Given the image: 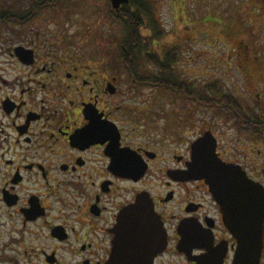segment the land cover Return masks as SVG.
Returning a JSON list of instances; mask_svg holds the SVG:
<instances>
[{
  "label": "flooded vegetation",
  "instance_id": "obj_1",
  "mask_svg": "<svg viewBox=\"0 0 264 264\" xmlns=\"http://www.w3.org/2000/svg\"><path fill=\"white\" fill-rule=\"evenodd\" d=\"M138 1L125 13L111 0H0V264H107L140 197L158 224L152 264H264V211L228 213L204 180L178 178L210 130L219 161L264 190V124L167 125L157 146L158 94L199 110L203 93L172 56L181 43L157 49L168 32Z\"/></svg>",
  "mask_w": 264,
  "mask_h": 264
},
{
  "label": "rangeland",
  "instance_id": "obj_2",
  "mask_svg": "<svg viewBox=\"0 0 264 264\" xmlns=\"http://www.w3.org/2000/svg\"><path fill=\"white\" fill-rule=\"evenodd\" d=\"M135 1L123 3L125 13V5L129 11L139 12L135 6L138 4L140 8V2ZM149 3L155 19L162 22L159 30L165 39L168 32V39L157 49H162L168 41L181 43L177 57L181 59L179 67L182 64L188 87L196 91V85L190 84L198 81L204 96L205 86H213L215 82L219 85L215 105L233 104L246 119L264 124V103L262 111H256L258 95L262 97L260 101H264V0H150ZM115 37L116 32L109 31V41ZM255 57L262 58L263 62L256 61ZM182 103L175 100L170 104L167 94H158L156 118L151 117L154 121L151 125L156 128L152 129L151 138L160 148L167 149L169 144L164 136L167 125H206V129L209 125H226L227 122L237 125L233 119L218 115L215 105L204 104L202 109L196 110ZM242 142L239 146L238 141L232 139L229 147L242 148L245 141ZM161 180L159 177L154 180L157 190L162 187L164 181Z\"/></svg>",
  "mask_w": 264,
  "mask_h": 264
},
{
  "label": "water",
  "instance_id": "obj_3",
  "mask_svg": "<svg viewBox=\"0 0 264 264\" xmlns=\"http://www.w3.org/2000/svg\"><path fill=\"white\" fill-rule=\"evenodd\" d=\"M127 2L128 0H111L114 8ZM178 178L204 180L215 199L225 197L220 202L228 213L235 208L264 211V190L260 184L249 180L237 166L219 161L215 153V139L210 131H206L192 144V159L188 170ZM148 202V199L140 197L120 214L107 264H152L155 254L160 250L157 245L159 230L158 224L149 220L147 214H143ZM257 260L256 255L252 258L253 264Z\"/></svg>",
  "mask_w": 264,
  "mask_h": 264
},
{
  "label": "trees",
  "instance_id": "obj_4",
  "mask_svg": "<svg viewBox=\"0 0 264 264\" xmlns=\"http://www.w3.org/2000/svg\"><path fill=\"white\" fill-rule=\"evenodd\" d=\"M149 2L150 1H148V0L145 2V7L146 8H143V10H145V11L149 10V5H150ZM124 7H125L126 12L130 10L128 8V5H125ZM128 16H129V17H127L128 19H132V18H130L131 15H128ZM213 24L215 25L216 23H213ZM140 56H142V55H140ZM172 56L173 57H177V54H173ZM255 59H256V61H258V60L260 61L261 60V62H263L262 58L255 57ZM247 70H248V68H247ZM161 82L164 83V81H161ZM208 87L205 86V94L203 96V101H204V104L206 106L207 105L208 106H212V105H215L214 102L217 101V93L219 91V85L214 82L213 86L209 85ZM211 89L213 90L212 94L209 93ZM188 95H190V94L188 93ZM194 100L196 101V98H194ZM209 102H210V104H208ZM224 107H228L232 111V113L235 116V121H236V123L238 125H260V123H257L258 121L254 120V119L253 120L252 119H246L237 106H234L233 104H230V105H224Z\"/></svg>",
  "mask_w": 264,
  "mask_h": 264
}]
</instances>
